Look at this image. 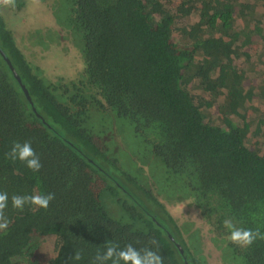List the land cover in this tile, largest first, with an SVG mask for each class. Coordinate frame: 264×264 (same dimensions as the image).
<instances>
[{
	"label": "trees",
	"instance_id": "obj_1",
	"mask_svg": "<svg viewBox=\"0 0 264 264\" xmlns=\"http://www.w3.org/2000/svg\"><path fill=\"white\" fill-rule=\"evenodd\" d=\"M16 141L40 172L7 159ZM34 191L55 194L47 210L11 207ZM0 192V264L152 239L164 264H264V241L240 248L223 225L264 231V0L0 8Z\"/></svg>",
	"mask_w": 264,
	"mask_h": 264
},
{
	"label": "clouds",
	"instance_id": "obj_2",
	"mask_svg": "<svg viewBox=\"0 0 264 264\" xmlns=\"http://www.w3.org/2000/svg\"><path fill=\"white\" fill-rule=\"evenodd\" d=\"M16 0H0V8L8 9L15 7ZM35 2V0H33ZM7 159L15 162L23 163L33 173L41 171L43 165L40 157L32 147L31 141L13 142L11 150L6 153ZM55 199L54 193L40 194L33 192L31 195H12L11 207L13 209L24 211L25 207H30L32 212H37L41 209L47 210L50 203ZM9 207V195L7 192H0V232L6 233L10 227L11 221L6 215V210ZM224 228L229 231L227 239L234 245L240 248H249L258 240L264 241V231L259 228L245 229L236 227L232 219H225L223 222ZM152 247L137 248L131 243L124 248L110 242L106 243V249L103 253H97L91 260V264H164V257L159 252L158 241L152 239L149 241ZM80 252H76L73 261L81 260Z\"/></svg>",
	"mask_w": 264,
	"mask_h": 264
},
{
	"label": "rangeland",
	"instance_id": "obj_3",
	"mask_svg": "<svg viewBox=\"0 0 264 264\" xmlns=\"http://www.w3.org/2000/svg\"><path fill=\"white\" fill-rule=\"evenodd\" d=\"M39 1V0H38ZM32 9V8H31ZM48 57V56H47ZM45 58L44 59V62L45 63H47V71H48V73L49 74H57L58 72H68V70H66V69H64L63 67H61V65H59V66H53L52 64H49L48 63V58ZM75 59V58H74ZM186 209V208H185ZM184 209V210H185ZM184 210H181V205H176V207H175V209L173 210L174 212H179L178 214H180V215H183V214H181V213H184ZM53 245L52 244H50V243H42V246H41V249L42 250H45V251H52V249H53ZM218 252H216L215 254H214V261H213V263L214 264H218L219 262H216V254H217Z\"/></svg>",
	"mask_w": 264,
	"mask_h": 264
},
{
	"label": "water",
	"instance_id": "obj_4",
	"mask_svg": "<svg viewBox=\"0 0 264 264\" xmlns=\"http://www.w3.org/2000/svg\"><path fill=\"white\" fill-rule=\"evenodd\" d=\"M17 80H18V82L21 84V86H22V88L24 89V91L27 92L26 87H25V85L22 83L21 79H20L19 77H17Z\"/></svg>",
	"mask_w": 264,
	"mask_h": 264
}]
</instances>
